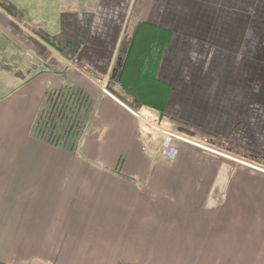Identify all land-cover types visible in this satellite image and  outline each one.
<instances>
[{"label":"crops","instance_id":"crops-1","mask_svg":"<svg viewBox=\"0 0 264 264\" xmlns=\"http://www.w3.org/2000/svg\"><path fill=\"white\" fill-rule=\"evenodd\" d=\"M60 20V33L43 32L46 56L31 46L27 14L0 30L8 64L33 52L50 67L7 76L8 91L0 76V264H264L252 240L260 227L239 226L255 198L239 207L225 156L176 136L194 131V141L264 164V0H99ZM131 29L139 60L123 73ZM121 73L125 86L134 73L140 86L171 87L167 131L154 141L143 138L145 115L102 91ZM66 85L94 101L77 151L34 135L48 90Z\"/></svg>","mask_w":264,"mask_h":264},{"label":"rangeland","instance_id":"rangeland-1","mask_svg":"<svg viewBox=\"0 0 264 264\" xmlns=\"http://www.w3.org/2000/svg\"><path fill=\"white\" fill-rule=\"evenodd\" d=\"M98 1L99 0H43V5H42V7H40L38 0H0V26H1L0 30L9 31L8 29L11 28V26H12L11 19L13 18L14 15L21 16L23 14H27V16H30V19H31L30 24L32 26L33 32H35V36H37L36 38H34V42H32L31 46H32V48L36 49V51H38L41 55L46 56V54L49 53V52H47L46 47H48L50 44L48 43L47 40L44 39V38L47 39V35L43 32L45 31V32L53 34V35L60 33V31L62 30L61 29L62 28V22L60 20L61 17H63V16H69L70 17V14L72 13V10L75 7L86 6L87 8L93 9L98 5ZM139 28L140 27L137 28V31ZM1 39H2V37H1ZM22 39H24L23 34H22ZM1 41L2 42H0V59H2L5 56V47H4L5 41L4 42H3V40H1ZM22 46L23 45H21V47H19V48L17 47L16 49H18V50H15L16 53L19 54L18 56H23L25 54L23 52ZM65 46H66L65 50L66 49L72 50L71 47L73 46V42H71L68 39ZM60 47L61 46H59V48ZM53 48L59 50L57 47H53ZM83 48L81 50H79L78 53H75V54L71 53L73 55L71 59L77 63L76 65H78V63H80V61H79L81 59L80 52H82ZM132 49H133V47H132ZM132 49L130 51L131 55L129 54L130 58L128 60L129 68H131V64L133 65V63H135V62H137V60H139L138 57L134 56ZM60 50H62V49H60ZM60 52H64V51H60ZM50 53L52 54L51 51H50ZM32 54L34 55L33 52H32ZM34 57L36 58L37 61H40L39 58L36 56V54L34 55ZM30 58L32 61L33 57L28 55V59H30ZM48 58H49V55H48ZM159 58H161V56ZM20 59H22V57H20ZM50 59H54V58H51V55H50ZM19 62H20V60L18 58H16L15 62H13L11 64L9 69L0 68V76L2 75V82H3V85L5 88H6V86L9 87L11 85V82H10V80H8L7 76H12L15 78L18 76L19 72H18V66L17 65H19ZM104 73H105V75L107 74V72H104ZM148 74L150 76L153 75L150 72ZM121 75H122V73H121ZM118 77H117V79H118ZM120 79H121V77H120ZM132 79L136 80V81H133V83H130L129 86L128 85L125 86L124 83L122 84L121 80H119V82L117 83V80H116L117 86H119L121 89L126 90V93H118L119 91L116 90V91H114L116 94L113 92H112L113 93L112 94L111 92H109V88L107 86L104 87L103 89L108 91L107 93L109 95L114 96L123 105H125L127 107H131V108H133L132 107L133 100L141 98V100H143V102H147L149 104H152L156 108H159L156 110V108L153 109V108L149 107V108L161 113L163 116V110H164V107L166 104L167 97H168L169 93H171L170 92L171 87L168 86L167 84L162 83V82L159 83L158 86L155 84H151V82H149V84H151V87L140 86V85H142V81L140 80L142 78L140 77V74H137V76L135 77V74L133 73ZM66 89L67 88L64 86L58 87V88H52V89L48 90L46 97H47L48 93L58 92V95L63 98L64 96H67L69 94L68 92H65ZM5 90L8 91L7 88ZM79 90L82 91V95L79 96V103H81L83 105V109H82L81 114L79 115V118L76 121V126L73 127L75 129V131H73V139H72L74 144L77 143L79 135L82 136V134L84 132L83 130L85 129L84 128L85 127V119L92 112L93 106H94V101H93V98L91 97L90 93H88L85 89L79 88ZM133 94H134V96H133ZM45 100H46V98H45ZM43 105H44V103H43ZM138 112H140V114H142V115L148 116L149 117L148 121H150L153 124L159 122L158 120L156 121V119H154L153 117H150L148 112L145 111L144 109H142ZM162 121H163V119H162ZM163 122L164 123L162 125H160L161 128L158 127L157 129H155V127H154V130L153 131L151 130L153 133H151L150 131H146V133H148V142L151 139L154 141L153 134H156V133L160 134L162 132L160 130L167 131L164 128H167V126L169 124V120L164 119ZM45 129H46L45 128V120L43 117V108H42L40 115L36 121V130H38V131H34V135H36V137L44 140L45 142H48L49 144H52L54 146H57V147L63 149V147H61V145H60V144H63V141H61L58 144V142L54 143L50 140L52 135H57L60 131H50V130L46 131ZM255 132H256V134L259 133L258 131H255ZM183 133L185 135L176 133V136L178 138H183L182 141L180 140L182 143H185V144H188V143H191V144L195 143L196 144L197 143L202 148L204 147V148L211 149L215 153H218V154L220 153V154H223L225 156V157H223L219 154L221 157H223L222 159H223V163H224V167H223L224 168V176L231 175V173L236 171L234 173V176L239 177V182L237 184L239 190L235 191L237 193V195H240V198H241L239 201V207H242L241 204L244 203L246 205V208H248L247 202L252 201V196L255 198L254 201L256 203L254 205L253 215L248 214V215H246L245 218H241L240 220H242V221L239 223V226L242 227V228H240V230H242L243 232L245 231V229L248 226L250 227V225L252 227L254 226V228H256V226L260 227L259 230L258 229L255 230V236L252 240L254 241V249L256 251H262V249H264V202H263V200H264V164L263 163H257V162L255 163L249 159H246L244 156L235 153L232 150L231 151L233 153L220 150V149L228 150L226 148H230V146H225V145L217 146L216 145L220 149H218V148L215 149V148H212L208 145L210 143H208L206 145V144H201L199 141H194L195 138H198L194 131H184ZM191 133H193L194 136L190 135ZM252 133H253V131L251 132L250 137H251V139L253 137V141H254L255 145L261 146L260 143H258L256 141V137H254ZM83 139H84V136L81 140V143H82ZM165 141L166 140H164V143H165ZM186 141H187V143H186ZM259 142H261V140ZM160 144H161V146H163L162 143H160ZM230 158L236 159V161H238L237 162L238 164L233 162L235 160H232ZM227 159H230L232 161L227 160ZM239 161H240V163H239ZM234 164L237 167H234ZM251 166H253V169L251 168ZM225 186H226V184H225ZM228 190H229V187H228ZM254 223L256 224V226Z\"/></svg>","mask_w":264,"mask_h":264},{"label":"built area","instance_id":"built-area-1","mask_svg":"<svg viewBox=\"0 0 264 264\" xmlns=\"http://www.w3.org/2000/svg\"><path fill=\"white\" fill-rule=\"evenodd\" d=\"M72 57L66 58L70 65L75 66L77 63L71 59ZM67 89L65 92H68L69 94L67 96H64L63 98L58 95V92H51L48 93L46 100L43 105V117L45 120V130L50 131H60L57 135H52L50 140L54 143L58 142V144L62 141L61 136L65 134L66 131H74L75 129L73 127L76 126V121L79 118V115L82 112L83 105L79 103V96L82 95V91L79 90L78 87H73L70 85L64 86ZM103 93L108 94L105 89L102 90ZM109 95V94H108ZM129 111L132 112L136 116H140V112L137 110H134L131 107H128ZM92 113V112H91ZM86 117L85 119V129L83 130V134L86 133V126L89 122L90 115ZM150 117H153L158 120L159 122L162 121L161 119H158L154 115L148 113ZM149 117L146 116L143 118L145 120L146 125V131H152L154 130L150 121H148ZM152 130V131H151ZM38 131V130H36ZM143 135V138L148 142V133ZM183 139V138H180ZM81 145V144H80ZM62 147V146H61ZM78 149V147H77ZM76 149V151H77Z\"/></svg>","mask_w":264,"mask_h":264},{"label":"water","instance_id":"water-1","mask_svg":"<svg viewBox=\"0 0 264 264\" xmlns=\"http://www.w3.org/2000/svg\"><path fill=\"white\" fill-rule=\"evenodd\" d=\"M136 25V24H135ZM129 34L131 35L129 40H127L123 46L121 47V50H120V53L122 55H124L126 58H128L129 54H130V51H131V48H132V45H133V41H134V34L132 33V29L130 30ZM31 56L33 57L32 61L29 62L28 60L26 59H23V61L21 62V66L20 65H17L18 66V76L16 77V79H20L22 80L23 79V76L24 75H29V74H34L38 71L39 68H50L48 65L46 64H42L40 63L39 61L36 60V58L34 57V55L31 54ZM10 55L8 53L5 54V56L0 59V68H4V69H9L10 66H11V63H9V58ZM121 66V63H119V67ZM117 70V69H116ZM115 70V72H116ZM118 77V76H117ZM117 77L113 78L111 81H110V85L111 87H109V90L110 92H114L116 90H118L119 92L118 93H126L124 89H121L119 86H117V83L119 82L120 80V77H121V74L119 75L118 79ZM67 80V79H66ZM116 80H117V83H116ZM100 82V79L98 80ZM115 93V92H114ZM116 94V93H115ZM132 107L137 110V111H140L142 109H144L145 111H147L148 113L154 115L155 117H157L158 119H161L162 117V114L149 108V107H142L138 101H134L133 104H132ZM186 133V132H185ZM190 135H193V133H191ZM159 155H157L158 157Z\"/></svg>","mask_w":264,"mask_h":264},{"label":"trees","instance_id":"trees-1","mask_svg":"<svg viewBox=\"0 0 264 264\" xmlns=\"http://www.w3.org/2000/svg\"><path fill=\"white\" fill-rule=\"evenodd\" d=\"M140 30H141V27L138 29V31H140ZM138 31H137V32H138ZM132 47H133V46H132ZM131 49H132V48H131ZM36 53H38V52L36 51ZM130 55H131V53H130ZM129 58H130V57L127 58L126 64L124 65V68H123V70H122L123 73H125V69L127 68V63H129V62H128ZM123 73H122V76H123ZM120 80H121V83L123 84V80H122V79H120ZM74 131H75V130H74ZM83 136H84V134H82V136L79 135L77 143L74 144L73 141H72V139H73V131H66L65 134H63V135L61 136V140L63 141V144H60V145H61L63 148H65V149L71 148V149L76 150L77 147H78V148L80 147L81 140H82Z\"/></svg>","mask_w":264,"mask_h":264}]
</instances>
